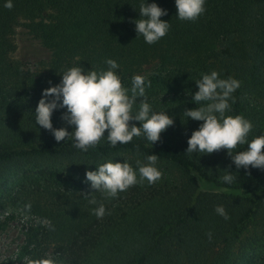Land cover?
I'll list each match as a JSON object with an SVG mask.
<instances>
[{
  "label": "trees",
  "instance_id": "16d2710c",
  "mask_svg": "<svg viewBox=\"0 0 264 264\" xmlns=\"http://www.w3.org/2000/svg\"><path fill=\"white\" fill-rule=\"evenodd\" d=\"M4 2L0 207L9 206V213L0 227L21 215L25 228L21 246L0 264H264V170L236 169L224 149L185 153L202 121L183 116L196 107L195 80L220 66V78L240 82L226 115L251 121L249 139L264 134V0H206L205 12L194 21L176 18L174 0H154L167 9L159 19L170 28L151 45L135 32L142 0H12L11 9ZM18 25L50 53L47 74L30 73L11 58ZM153 57L158 65L136 74L134 68ZM109 58L118 63L124 87L131 88L133 76H143L147 101L173 119L157 142L140 136L113 147L102 139L81 151L71 137L57 142L35 124L42 89L59 83L73 66L104 70ZM62 111L53 112L52 125L71 131ZM151 153L158 156L157 167L175 168L178 179L163 182L161 173L155 183L144 180L115 198L99 193L93 197L97 204L77 201L74 191L86 171L119 158L136 169V160ZM227 171L236 177L231 184L221 180ZM19 182H27L24 189L36 190L32 193L43 202H30ZM101 203L105 215L97 218L93 209ZM217 205H223L227 220L216 214Z\"/></svg>",
  "mask_w": 264,
  "mask_h": 264
},
{
  "label": "clouds",
  "instance_id": "9594fccd",
  "mask_svg": "<svg viewBox=\"0 0 264 264\" xmlns=\"http://www.w3.org/2000/svg\"><path fill=\"white\" fill-rule=\"evenodd\" d=\"M206 0H174L176 18L182 21H194L205 12ZM12 0H5L4 7L11 9ZM139 18L134 21L136 36H141L146 44H153L164 37L170 24L159 19L167 15V9L159 7L153 0H142ZM104 70L82 69L81 66L68 68L59 83L42 89L38 100L34 121L51 133L57 142L71 137L74 146L87 151L102 139L115 147L127 144L133 137L143 136L150 144L160 139V134L173 124V119L165 111H156L147 101L145 78L135 75L131 79V88L122 85L114 59H106ZM197 91L192 94L195 108L184 111L183 116L194 121H202L187 139L185 153L211 154L220 149L226 150L236 169L249 167L264 170V134L249 139L253 125L242 115H226L231 110L229 101L239 88L240 82L233 78H220L215 70L202 74L195 80ZM137 98H140L138 106ZM63 109L61 119L72 129L54 128L51 116L54 111ZM130 121L139 122V126ZM107 132V135H105ZM66 138V139H65ZM237 150L238 146H245ZM157 154H149L144 161L137 159L134 169L126 160L122 162L106 160L96 165L95 170L86 171L85 179L95 192L115 198L119 192L142 183L149 185L158 181L161 172L156 167ZM225 184H231L236 177L227 171L221 177ZM89 197V195L87 196ZM90 204H97L95 198H89ZM25 210L30 208L26 204ZM97 218L105 215L101 203L93 209ZM215 212L225 220L228 214L223 205H217Z\"/></svg>",
  "mask_w": 264,
  "mask_h": 264
},
{
  "label": "rangeland",
  "instance_id": "374dc122",
  "mask_svg": "<svg viewBox=\"0 0 264 264\" xmlns=\"http://www.w3.org/2000/svg\"><path fill=\"white\" fill-rule=\"evenodd\" d=\"M13 43H14V51L11 54V58L14 61H18L21 63L24 69L29 70L30 73L33 74H47L48 72V64L50 62V53L45 50L36 40H34L31 36H29L26 31L18 25L15 28L13 34ZM158 59L156 57L148 59V62L142 65L140 68L135 67L134 71L136 74H144L153 70L158 64ZM220 66H213L210 71L215 70L218 73L221 71ZM208 71L207 73H209ZM125 160V159H124ZM118 162H122L123 159L119 158ZM129 164L130 161L126 160ZM157 167V166H156ZM158 170L163 173L162 181L164 182H172L173 180H177V170L171 166H158ZM161 178V177H160ZM16 179V178H14ZM19 184H21L19 182ZM28 183L21 184L23 188L21 191L27 199H30V202H43L44 199L38 200L40 196H36L32 192H36V190H26L24 186ZM82 186L79 189L75 190V197L77 201H86L89 198H93L94 195H97L101 192H95V189L90 187V182L83 179L81 182ZM23 190L28 191L25 193ZM73 189L67 190V192H72ZM104 194V193H102ZM89 195V197H87ZM18 209H15V212ZM9 213V206L0 207V223L3 222V217ZM24 217L19 215L14 221L9 222L4 227H0V260L6 259L14 254L18 248L22 244V232L25 228Z\"/></svg>",
  "mask_w": 264,
  "mask_h": 264
}]
</instances>
